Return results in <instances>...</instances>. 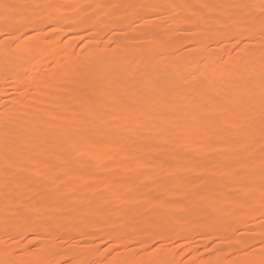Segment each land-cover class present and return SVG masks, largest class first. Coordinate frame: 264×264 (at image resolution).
<instances>
[{"label": "rangeland", "instance_id": "374dc122", "mask_svg": "<svg viewBox=\"0 0 264 264\" xmlns=\"http://www.w3.org/2000/svg\"><path fill=\"white\" fill-rule=\"evenodd\" d=\"M55 10L62 16L44 18ZM136 10L146 17L139 25ZM262 19L264 0H0L1 76L5 48L15 60L12 74L0 82V264H39L45 252L46 264H264V185L253 184L264 175L258 112L253 133L220 126L207 146L221 152L201 156L207 116L218 123L226 114L221 107H239L238 99L260 90L243 89L250 79L245 72L230 82L216 80L237 71L247 56L264 64ZM144 48L154 54L142 58L143 65ZM18 51L20 60L14 56ZM186 53L189 57H181ZM226 61L229 66L220 67ZM202 65L209 81H200L198 72L187 75ZM149 79L156 92L148 106L143 102ZM188 87L205 100L201 94L176 100ZM158 100L159 106H151ZM187 103L195 111L172 125L173 112ZM189 120H200L195 132L186 131ZM96 123L105 126L92 136ZM230 145L253 153L244 159L248 175L238 163L229 175L221 170ZM175 148L181 149L178 156ZM100 152L106 155L102 162L96 160ZM26 166L28 172H18ZM17 176L20 187L14 184ZM225 183L231 214L220 201ZM244 190L254 198L239 206ZM154 196L158 201L152 204ZM39 209L43 218L35 219Z\"/></svg>", "mask_w": 264, "mask_h": 264}, {"label": "bare ground", "instance_id": "6f19581e", "mask_svg": "<svg viewBox=\"0 0 264 264\" xmlns=\"http://www.w3.org/2000/svg\"><path fill=\"white\" fill-rule=\"evenodd\" d=\"M72 4V3H71ZM232 5L234 4L233 2L231 3ZM255 4L257 5V2H255ZM67 5V4H66ZM68 5H69V3H68ZM260 5V4H259ZM258 5V6H259ZM66 9V8H65ZM245 9H247V8H245ZM52 10V9H51ZM139 10V9H138ZM138 10H136V12L138 11ZM151 9H149V11H150ZM248 10V9H247ZM76 11V10H75ZM149 11H148V13H149ZM53 12V11H52ZM134 12V11H133ZM72 14H74V13H72ZM59 15H61V14H58V10H55V13L54 14H52V15H50L48 12H45L44 14H43V16H44V18H50L51 16L53 17V18H55V19H57V18H59ZM147 15V14H146ZM145 15V16H146ZM62 16V15H61ZM136 18H137V20H136V23H135V25H139V23H141L140 21L143 19V18H145L146 19V17H144V13H143V11H139V12H137L136 13V16H135ZM158 17V16H157ZM135 18V19H136ZM203 18V17H202ZM72 19V18H71ZM76 19V18H75ZM47 21H48V19H46ZM50 20V19H49ZM67 21V20H66ZM260 21V20H259ZM44 22V21H43ZM70 22H73V21H70ZM76 22H77V20H76ZM176 22H181L180 20L179 21H176ZM175 22V23H176ZM35 23H37V22H35ZM144 23V22H143ZM38 24V23H37ZM33 25V27L35 26H38V25ZM39 24H40V22H39ZM76 24V23H75ZM78 24V23H77ZM223 24V23H222ZM241 24V23H240ZM141 25V24H140ZM74 26V25H73ZM1 27V26H0ZM30 27H32V26H30ZM40 27H42L41 25H40ZM79 27V26H78ZM163 30V29H162ZM227 29H222L220 32H217L216 33V35H217V37H221L222 36V34H224L225 33V31H226ZM0 31H1V29H0ZM162 32V31H161ZM168 33V32H167ZM260 34V33H259ZM171 35V34H170ZM206 35V34H205ZM251 35H252V33H251ZM255 35V34H254ZM152 36H153V34H152ZM193 36V35H192ZM213 36V35H212ZM150 37V36H149ZM156 37V36H155ZM34 38V37H33ZM39 38V37H38ZM37 38V39H38ZM151 39L152 40H154L153 39V37H151ZM156 39V38H155ZM192 39V38H191ZM191 39H190V42H191ZM218 40V39H217ZM125 42V41H124ZM123 42V43H124ZM142 42V41H141ZM152 42V41H151ZM150 42V43H151ZM168 42V41H167ZM33 43H35L34 41H33ZM148 43V42H147ZM147 43H145L146 45H147ZM157 43V42H156ZM195 43V42H194ZM31 44V43H30ZM143 44H144V42H143ZM31 45H33V44H31ZM72 45V44H71ZM141 45V44H140ZM173 45V44H172ZM121 46V45H120ZM135 46V45H134ZM145 46V45H144ZM36 46H34V48H35ZM125 47H126V45H125ZM30 48V47H29ZM28 48V49H29ZM64 48V47H63ZM62 48V50L59 52L58 51V53H57V55H56V58H59V60H60V58L63 56V54L65 53L64 51H66L65 49L67 48V46H65V48L63 49ZM94 48V47H93ZM123 49V48H122ZM126 49V48H125ZM135 49V48H134ZM133 49V50H134ZM221 49V48H220ZM248 49V48H247ZM5 50V53H4V57H2V59H3V61H4V63H6L5 65V69H4V74L6 75L7 74V76H8V74H12V72H13V70H14V63H13V61H15V60H13V58H12V52H10V50H9V47L6 49H4ZM12 50V49H11ZM24 50V49H23ZM22 50V51H23ZM34 50V49H33ZM140 50V49H139ZM147 50V49H146ZM145 50V48L144 49H142L141 51H140V57L139 58H141V62H142V58L143 59H146V60H150V59H148V58H151L150 56H151V54H154V53H152V51L150 52L151 54H149V52H147ZM7 51V52H6ZM28 51V50H27ZM34 51H36V50H34ZM122 51V50H121ZM127 51V50H126ZM137 51V50H136ZM213 51H215V50H212V52ZM216 51H217V48H216ZM248 51V50H247ZM91 52H93V49H92V51L90 50V53ZM127 52H129V51H127ZM134 52V51H133ZM186 52V51H185ZM188 52V51H187ZM197 52V51H196ZM24 53V52H23ZM88 53V52H87ZM95 53V52H94ZM130 53V52H129ZM159 53V52H158ZM199 53V52H198ZM210 53V52H209ZM15 55V57H18V59H19V57H21V51H18V52H15L14 53ZM72 54V52L70 53V55ZM98 54H100L99 52H98ZM203 54H205V52H203ZM203 54H202V57H204L203 56ZM211 54H213V53H211ZM246 54V53H245ZM253 54V53H252ZM0 55H2V54H0ZM73 55V54H72ZM89 55V54H88ZM189 55H190V53H186L185 55H182L181 54V57L183 56V58L185 57H189ZM206 55V54H205ZM215 55H217V54H215ZM231 55H233V54H231ZM123 56H125V55H123ZM195 56V55H194ZM191 57V56H190ZM208 57V56H207ZM246 57V56H245ZM248 57L249 56H247V58H245V59H243V60H240L239 62V67H238V69H237V71H236V69H235V71L232 73V74H230L229 73V75L228 76H224V77H221V78H219L218 77V80H216L217 81V83L218 84H220V83H226V82H230V80H232L233 78H234V80H235V76H240V77H242V75H240L241 73H243V72H245V73H247V75H249L248 77L250 78L249 80H247L246 81V79L245 78H247V76L243 79L244 81H246L245 82V84H244V86H243V89L244 90H250V89H252V88H255L256 87V89H260L261 90V75H260V69H261V65L263 64V63H261V62H258L257 60H250V57H249V59H248ZM255 57V56H254ZM23 58H25V57H23ZM67 58H68V56H67ZM71 58H73V56H71ZM99 58V57H98ZM105 58V57H104ZM183 58H182V60H183ZM184 58V59H185ZM257 58V57H256ZM91 59H92V56H91ZM214 59V58H213ZM218 59V58H217ZM251 59H252V57H251ZM20 60V59H19ZM58 60V59H57ZM206 60H207V58H206ZM205 60V61H206ZM219 60H220V58H219ZM230 61L232 60V58H230L229 59ZM236 60H237V58H236ZM1 61V60H0ZM86 61V60H85ZM201 61H203V60H201ZM200 61V62H201ZM215 61V60H214ZM200 62H199V64H200ZM212 62H213V60H212ZM233 62H235V61H233ZM3 63V64H4ZM62 63V62H61ZM67 63V65L69 64L67 61H65V64ZM71 63V62H70ZM73 63V62H72ZM84 62H82V64H83ZM87 62H85L84 64H86ZM100 63V62H99ZM106 63V62H105ZM143 63V62H142ZM141 63V64H142ZM177 63V62H176ZM181 61H180V63H179V61H178V64H180L181 65ZM215 63V62H214ZM230 62L229 61H226V62H223L222 64H220V67H224V66H227L228 64H229ZM232 63V62H231ZM2 64V65H3ZM81 64V63H80ZM91 64H92V62H91ZM174 64V63H173ZM198 64V65H199ZM202 64V63H201ZM19 65V64H18ZM73 65V64H72ZM76 66H77V64H75ZM87 65V64H86ZM99 65V64H98ZM97 65V66H98ZM143 65H144V63H143ZM152 65V64H151ZM176 64H174V66H175ZM210 65V64H209ZM217 65V64H216ZM232 65V64H231ZM237 65V64H236ZM61 66H63V65H61ZM150 66V65H149ZM176 66H179V65H176ZM207 66V65H206ZM211 66V65H210ZM209 66V67H210ZM229 66V65H228ZM70 67H71V65H70ZM78 67V66H77ZM101 67H102V65H101ZM141 67V66H140ZM153 67V66H152ZM234 68H235V65H234ZM18 69V68H17ZM61 68L59 67V70H60ZM166 69V68H165ZM205 67L202 65V66H196V67H194V69H191L188 73H187V75H189V76H192L193 74H196L195 72H198V78H199V80L200 81H202L203 82V80H205L206 78L208 79V76L206 77V74H208L206 71H205ZM58 70V69H57ZM58 70V71H59ZM62 70V69H61ZM145 69L143 68V71H144ZM20 71H21V74H22V69H20ZM73 71H75V69L73 70ZM141 71H142V69H141ZM172 71V70H171ZM170 71V72H171ZM174 71H176V69L174 70ZM208 71V70H207ZM70 72V71H69ZM167 72H169V71H167L166 70V72L164 71V73H167ZM170 72H169V74H170ZM232 72V71H231ZM19 72H17V74H18ZM174 73V72H173ZM173 73H172V75H173ZM176 73H177V71H176ZM215 74H216V72H214ZM3 74V73H2ZM178 74V73H177ZM215 74H213V76L215 75ZM1 76L0 75V82H1V84H3L4 83V81L7 79L6 77L7 76ZM14 75H15V72H14ZM172 75H166L167 77H170V76H172ZM246 75V74H245ZM21 76V75H20ZM19 75H15V76H13L14 78L16 77V80H18V81H20V82H22V79H21V77H20ZM174 76V75H173ZM178 76H180V75H178ZM196 76V75H195ZM121 77V76H120ZM244 77V76H243ZM170 78H172V77H170ZM205 78V79H204ZM179 79V78H178ZM132 80V79H131ZM174 79H172L171 81L172 82H175L177 79H175V81H173ZM210 79H208V81H209ZM168 82H169V80H168ZM153 79L151 80V79H149L148 81H147V84H146V99L144 100L145 102H143V104L144 105H148V104H152L151 102H152V100L154 101V99H152V100H150V98H153V97H155V95H154V93L156 92L155 91V88H153ZM212 83H214V82H212ZM197 84V83H196ZM199 84V83H198ZM87 85V84H86ZM169 85V84H168ZM202 85V84H201ZM212 85V84H211ZM223 85V84H222ZM212 86H214V85H212ZM216 86V85H215ZM191 87V86H190ZM190 87H188V88H190ZM197 87H199V86H197ZM197 87H196V89H197ZM192 88V87H191ZM190 88V90L188 91L187 89H186V91H184L183 90V92H179V93H177V96H178V98L176 97V100L177 99H179V100H188V99H190L191 97H193V96H195V97H198V98H200L201 97V99H203L204 97L202 96V94H201V91H200V94H201V96H200V94H199V91H196L195 90V88L194 89H191ZM204 88V87H203ZM200 89V88H199ZM179 90V89H178ZM237 90V89H236ZM260 90H258L257 92H258V94L256 95V97L258 98L259 97V94H260ZM182 91V90H181ZM205 92V91H204ZM129 93H130V91H129ZM98 94H99V92H98ZM156 95H157V93H156ZM205 95V94H204ZM128 94H127V92L125 93V96L123 97V99L121 100V106L123 105V107L125 106V104H126V102H127V98H128ZM200 96V97H199ZM207 96V95H206ZM170 97V96H169ZM203 97V98H202ZM171 98V97H170ZM174 98V97H173ZM135 99V98H134ZM163 99V98H162ZM150 100V101H149ZM196 100H198V99H196ZM204 100H205V98H204ZM147 101V102H146ZM211 101H213V100H211ZM230 101V100H229ZM149 102V103H148ZM159 102V100L156 102H154L153 104L154 105H151V106H159V105H157V103ZM171 101H169V103H170ZM175 102V101H174ZM185 102V101H184ZM198 102V101H197ZM201 102V101H200ZM145 103H147V104H145ZM167 103V101L165 100V101H163V103H162V101H160V105H164V104H166ZM191 103H192V101H191ZM120 104L118 105V106H120ZM140 104H142V102L140 103ZM174 104V103H173ZM176 104V103H175ZM174 104V105H175ZM179 104V103H178ZM188 104V103H187ZM24 105V104H23ZM231 105V104H230ZM22 106V105H21ZM25 106V105H24ZM108 106V105H107ZM143 106V105H142ZM149 106V105H148ZM201 106V105H200ZM203 107V106H202ZM218 107V106H217ZM15 108H17V107H15ZM94 108V107H93ZM131 108H133L132 106H131ZM176 108V107H175ZM13 109V108H12ZM18 109V108H17ZM177 109V108H176ZM217 110H218V108H216ZM174 110V109H173ZM192 110H194L193 108H192V106H190L189 104L187 105V106H185L184 108H183V110H175L173 113H174V115L170 118L171 119V122H172V125H175L176 126V124H178L179 123V118H180V116L181 115H184V114H189V113H191V111ZM221 111H223V112H225L226 114H225V117H221L222 118V120L220 121V122H218V123H214L215 122V120L214 119H212L214 116L213 115H208L207 116V118H206V120H205V124H206V128H205V132H204V135L203 136H201V140H202V142L204 141V143H206V145H204V146H202V150H201V156L202 157H207V156H209V154L211 155V153L212 154H218V152L220 153L221 151L219 150V148H217V147H214V146H216V145H213V147H208L207 146V143H212L213 141L210 139V136H211V134H212V132L214 131V130H216L217 128H219L220 126L221 127H234L235 129H236V132H239L240 131V129H244V133L246 132V134L247 133H249V134H251V133H253V131H254V129H255V123H254V120H255V118H249V116H247L246 118H244L242 121H241V123H239L238 125H235V121L238 119L239 120V117H243V115L245 114H247L245 111H243L240 107H235V106H229V107H221V109H220ZM17 111V110H16ZM19 111V110H18ZM94 111H96V110H94ZM131 111V110H130ZM134 111V110H133ZM195 111V110H194ZM20 112H22V111H20ZM15 113H17V112H15ZM221 113V112H220ZM134 114V113H133ZM158 114V113H157ZM202 114V113H201ZM243 114V115H242ZM17 115H19L18 113H17ZM215 115V114H214ZM220 115V114H219ZM248 115V114H247ZM161 116V115H160ZM206 116V115H205ZM213 116V117H212ZM216 116L217 115H215V118H216ZM154 117V116H153ZM162 118L161 119H163V122H164V120H167V116L166 115H162L161 116ZM186 117V116H185ZM191 117V116H190ZM217 117H219V116H217ZM119 119H121V118H119ZM124 119V118H123ZM240 119H242V118H240ZM257 119H259V118H257ZM187 120V119H186ZM213 120H214V122H213ZM106 121V120H105ZM190 121V120H189ZM200 120H198V121H190L189 123H188V125H186L187 127H186V131L188 132V133H190V132H192V131H194L195 130V128L199 125V122ZM216 121H218V120H216ZM118 122V121H117ZM133 122V121H132ZM202 122V121H201ZM90 124V123H89ZM98 123H96V126H94V127H92V128H94L93 130H91L92 132H91V135L93 136V135H99V133L103 130L102 129V127H104L102 124H98ZM107 124V123H106ZM134 124V123H133ZM204 125V124H203ZM259 125V124H258ZM89 126V125H88ZM121 126V125H120ZM114 127V126H113ZM202 127V126H201ZM257 127V126H256ZM112 128V127H111ZM117 128H121V127H117ZM125 129V128H124ZM128 129H129V127L127 128V131H128ZM138 129H140V128H138ZM220 129V128H219ZM130 130V129H129ZM135 130H137V129H135ZM141 130V129H140ZM139 130V131H140ZM108 131V130H107ZM107 131H103V133H106ZM114 131V130H113ZM119 131H121V129H119ZM118 131V132H119ZM131 131V130H130ZM142 131V130H141ZM229 131V130H228ZM258 131V130H257ZM260 131V130H259ZM64 132V131H63ZM131 132H134L133 130L131 131ZM137 132V131H136ZM195 132V131H194ZM219 132V131H218ZM217 132V133H218ZM223 132H225V130H223ZM235 132V133H236ZM8 133H10V132H8ZM66 133V132H65ZM170 133H172V132H170ZM216 133V134H217ZM11 134V133H10ZM109 134V133H108ZM125 134V133H124ZM238 134V133H237ZM259 134H260V132H259ZM9 135V134H8ZM107 135V134H106ZM112 136L114 135V134H111ZM115 135H117V134H115ZM132 135H136V133L134 132V134H132ZM170 135V134H169ZM195 135H197V134H195ZM234 135V134H233ZM242 135V134H241ZM253 135V134H252ZM39 136V135H38ZM119 136H120V134H119ZM124 136V135H123ZM127 136V135H126ZM129 136V135H128ZM224 136V135H223ZM232 136V135H231ZM249 137L251 136V135H248ZM197 137V136H196ZM199 137V136H198ZM129 138V137H128ZM162 138H164V137H162ZM161 138V139H162ZM192 138V137H191ZM222 138V137H221ZM223 139V138H222ZM258 139V138H257ZM8 140H10V139H8ZM17 140V139H16ZM163 140V139H162ZM254 140H256L255 138H254ZM11 141V140H10ZM9 141V142H10ZM34 141H35V139H34ZM129 141V140H128ZM159 141H160V139H159ZM187 141V140H186ZM189 141V140H188ZM187 141V142H188ZM210 141H212V142H210ZM230 141V140H229ZM7 142V141H6ZM14 142V141H13ZM164 142H166V141H164ZM185 142V141H184ZM185 143V145L186 146H189L190 144L189 143ZM224 142V141H223ZM36 143H38L37 141H36ZM124 143H125V141H124ZM153 143V142H152ZM195 143V142H194ZM11 144H12V142H11ZM42 144V143H41ZM154 144V143H153ZM184 144V143H183ZM239 144V143H238ZM244 144V143H243ZM250 144V143H249ZM14 145V144H13ZM125 145H127V144H125ZM129 145V144H128ZM131 145V144H130ZM129 145V146H130ZM151 145V144H150ZM211 145V144H210ZM235 145V144H234ZM252 145V144H251ZM7 146V145H6ZM33 146H34V144H33ZM38 146H40V145H38ZM43 146V145H42ZM141 146V145H140ZM182 146V145H181ZM226 146H227V144H226ZM237 146V145H236ZM35 148H36V145L34 146ZM34 147H33V149H34ZM185 147V146H184ZM183 147V148H184ZM191 147H193V146H191ZM219 147V146H218ZM245 147H246V145H245ZM29 148H30V146H29ZM42 148V147H41ZM144 148V147H143ZM211 148V149H210ZM235 146H233V145H230L229 146V151H230V156L228 155H223V156H221V158L223 159V164L220 166L221 167V170H223L224 171V174H226V175H229L228 174V171H229V169H230V167L231 166H233V165H235V164H239L241 167H242V169H243V173L244 174H249V170H250V168L251 167H248V165L246 166L245 165V161H246V159L248 158V157H250V155L251 154H253V153H250V152H246V150H245V148L243 147V149H238V150H235ZM32 149V148H31ZM39 148H37V150H38ZM176 149V148H175ZM12 150V149H11ZM16 150V149H15ZM35 150V149H34ZM33 150V151H34ZM124 150V149H123ZM180 148H177L176 149V154H177V156L179 155V152H180ZM188 150V149H187ZM251 150H253V148L251 149ZM32 151V150H31ZM32 151V152H33ZM101 151V150H100ZM254 151V150H253ZM256 151V150H255ZM255 151H254V154H255ZM7 152V151H6ZM11 152H13V150L11 151ZM37 152V151H36ZM118 152H120V151H118ZM232 152V153H231ZM257 152V151H256ZM14 153V152H13ZM29 152H27V155H25L26 157L27 156H29V154H28ZM259 153H261L260 151H259ZM15 154V153H14ZM36 153L34 152V154L33 155H35ZM110 154V153H109ZM113 154V153H112ZM151 154H152V152H151ZM225 154V153H224ZM13 155V154H12ZM105 155V154H104ZM103 152L101 153H98V156H97V158H96V160H98V161H100V162H102L101 161V159H103ZM116 155V154H115ZM114 155V156H115ZM154 155V154H153ZM259 155V154H258ZM106 156V155H105ZM109 156V155H108ZM231 156H232V158H231ZM186 157V156H185ZM257 157V156H256ZM32 158L34 159V157L32 156ZM108 158V157H107ZM122 158V157H121ZM120 158V159H121ZM140 158V157H139ZM210 158V157H209ZM123 159V158H122ZM244 159H245V161H244ZM260 159V158H259ZM95 160V159H94ZM110 160H111V158H110ZM119 160V159H118ZM124 160V159H123ZM127 160V159H126ZM252 160H254V159H252ZM139 161V160H138ZM143 161V160H142ZM175 161H177V160H175ZM188 162H189V160H187ZM215 161V160H214ZM237 161V162H236ZM183 162V161H182ZM247 162V161H246ZM254 162V161H253ZM99 163V162H98ZM112 163H114V162H112ZM119 163H121V162H119ZM122 163H125L124 161H122ZM128 163V162H127ZM131 163H133V162H131ZM217 163V162H216ZM186 164V163H185ZM221 164V163H220ZM257 164H259V161H257L256 163H255V167L256 166H258ZM261 164V163H260ZM112 165V164H111ZM116 165V164H115ZM119 165H121V164H119ZM123 165V164H122ZM125 165V164H124ZM127 165V164H126ZM140 165V164H139ZM169 165H171V164H169ZM251 165V164H250ZM134 166V165H133ZM189 166V165H188ZM195 166V165H194ZM193 166V167H194ZM123 167V166H122ZM170 167H172V166H170ZM179 167V166H178ZM29 168L30 167H22V168H20V169H18L19 171V173H26V172H28L29 171ZM124 168V167H123ZM131 168V167H130ZM253 168V167H252ZM120 169H121V166H120ZM181 169V168H180ZM239 169V168H238ZM256 169V168H255ZM241 170V169H240ZM195 171H197V170H195ZM41 173V172H40ZM196 173V172H195ZM247 174V175H248ZM264 174V173H263ZM22 175V174H21ZM242 175V174H241ZM246 175V176H247ZM42 176V175H41ZM193 176V175H192ZM260 176H262V177H260V179H258V180H254L253 181V184H254V186L255 187H257V186H259V185H264V175H260ZM18 177V176H17ZM197 177V176H196ZM245 177V176H244ZM228 178V177H227ZM226 178V179H227ZM242 178V177H241ZM249 178V177H248ZM247 178V179H248ZM201 180V179H200ZM229 180V179H228ZM237 180V179H236ZM198 181V180H197ZM242 181V180H241ZM240 181V182H241ZM225 182V181H224ZM15 186L16 187H20V186H22L23 185V181H22V179L20 178V177H18V178H16V180H15ZM197 184V183H196ZM203 184V183H202ZM233 184V183H232ZM242 184V183H241ZM253 184H252V186H253ZM220 185V184H219ZM223 185V184H222ZM181 186V185H180ZM195 186V185H194ZM233 186V185H232ZM246 186V185H245ZM230 187V186H229ZM229 187H228V185H226V183H225V185H223V191H222V193H221V202H222V206H223V208L225 209V211H226V213L228 214H231V211L229 210V206H230V203H231V200H230V198L228 197L229 196V194L227 193L228 191H229ZM248 187V186H247ZM150 188V187H149ZM198 188H199V186H198ZM162 189H163V187H162ZM184 189V188H183ZM161 190V189H160ZM164 190V189H163ZM199 190V189H198ZM222 190V189H221ZM245 191V193L243 194V202L241 203V204H239V206H241V205H244V204H246L245 202L249 199V200H251L252 198H254V195H253V193H251V192H246L247 190H244ZM159 190H158V194H159ZM162 192V191H161ZM160 192V193H161ZM134 193V192H133ZM181 193V192H180ZM135 194V193H134ZM137 194V193H136ZM228 194V195H227ZM181 195V194H180ZM155 197V196H154ZM212 198V197H211ZM158 198L157 197H155L153 200H152V204L153 203H156L158 200H157ZM242 199V198H241ZM176 201V200H175ZM174 201V202H175ZM207 201H208V199H207ZM212 201V200H211ZM214 201V200H213ZM210 202V201H209ZM208 202V203H209ZM216 202V201H215ZM240 203V202H239ZM210 204V206H214V203H209ZM186 205V204H185ZM208 205V204H207ZM262 205V204H261ZM170 206V205H169ZM209 206V205H208ZM172 207V206H171ZM170 207V208H171ZM178 207V206H177ZM217 207H219V206H217ZM264 208V207H263ZM44 209V208H43ZM42 209V210H43ZM245 209V208H244ZM42 210L41 209H39V210H36V212L34 213V218L35 219H41V218H43V215H44V213L42 212ZM246 210V209H245ZM44 211V210H43ZM261 211V210H260ZM235 212V211H234ZM237 215V214H236ZM245 216V215H244ZM33 218V219H34ZM230 220V219H229ZM240 220V219H239ZM233 221V220H232ZM101 222H103V221H101ZM94 224H95V222H93ZM92 223V224H93ZM100 223V222H99ZM225 225V224H224ZM230 226H231V224H230ZM44 227V224H40L39 225V228H43ZM229 228V227H228ZM103 230V229H102ZM222 230H223V232H224V229L222 228ZM106 231V230H105ZM232 231V230H231ZM226 233V232H225ZM228 234V233H227ZM225 236V235H224ZM227 236V235H226ZM228 237V236H227ZM227 239H229L230 240V238H227ZM146 243V242H145ZM53 248V247H52ZM51 250V249H50ZM49 250V251H50ZM59 251H60V249H56V252H58L59 253ZM74 253V252H73ZM45 254H47L46 252H45ZM45 254H43L44 256H45ZM55 254V253H54ZM41 256V259H40V262H39V264H46L45 263V261H47V259H46V257H44V256ZM57 255V254H56ZM61 255V254H60ZM58 256V255H57ZM73 257V256H72ZM77 257V256H76ZM168 257H169V255H168ZM263 257V256H262ZM259 258V257H258ZM165 259V258H164ZM169 259V258H168ZM260 259H262V258H260ZM49 260H51V258L49 259ZM85 260V259H84ZM259 260V259H258ZM123 261V260H122ZM82 264V263H81ZM259 264H261L260 262H259ZM262 264H263V262H262Z\"/></svg>", "mask_w": 264, "mask_h": 264}, {"label": "snow or ice", "instance_id": "6c2138e0", "mask_svg": "<svg viewBox=\"0 0 264 264\" xmlns=\"http://www.w3.org/2000/svg\"><path fill=\"white\" fill-rule=\"evenodd\" d=\"M5 11H7L8 5H4ZM262 28H264V19L261 21ZM262 47H264V41H262ZM261 90L259 97L257 98L254 94L247 98H240L236 101L237 105L245 111L249 118H254L256 113L259 114V120L261 123L262 131V143H264V64L261 65Z\"/></svg>", "mask_w": 264, "mask_h": 264}]
</instances>
